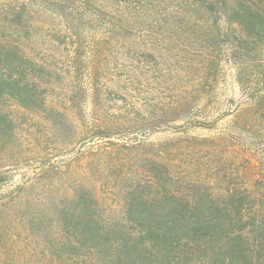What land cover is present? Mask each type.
I'll list each match as a JSON object with an SVG mask.
<instances>
[{"label":"rangeland","instance_id":"rangeland-1","mask_svg":"<svg viewBox=\"0 0 264 264\" xmlns=\"http://www.w3.org/2000/svg\"><path fill=\"white\" fill-rule=\"evenodd\" d=\"M185 2L0 0V47L33 64L39 96L0 98V264L36 261L33 235L1 223L22 191L43 206L83 186L116 219L115 180L145 185L155 162L264 209V62L237 68Z\"/></svg>","mask_w":264,"mask_h":264},{"label":"trees","instance_id":"trees-1","mask_svg":"<svg viewBox=\"0 0 264 264\" xmlns=\"http://www.w3.org/2000/svg\"><path fill=\"white\" fill-rule=\"evenodd\" d=\"M184 1L210 21L237 68L251 55L264 62V0ZM4 50L0 47V98L37 107L36 86L28 82L33 64ZM7 123L0 113V134ZM147 166L151 176L145 185L115 180L116 219L104 218L95 190L80 186L61 202L43 206L24 199L22 191L18 208L1 223H17L19 235H33L34 245L27 244L33 264H264V209L249 207L246 190L228 185L217 191L201 178L180 180L170 174L171 164Z\"/></svg>","mask_w":264,"mask_h":264}]
</instances>
